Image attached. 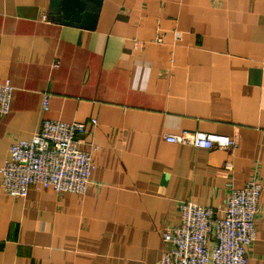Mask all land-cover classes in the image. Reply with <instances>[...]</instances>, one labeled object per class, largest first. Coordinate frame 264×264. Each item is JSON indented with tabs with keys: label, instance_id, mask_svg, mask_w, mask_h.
Listing matches in <instances>:
<instances>
[{
	"label": "crops",
	"instance_id": "0c3cea01",
	"mask_svg": "<svg viewBox=\"0 0 264 264\" xmlns=\"http://www.w3.org/2000/svg\"><path fill=\"white\" fill-rule=\"evenodd\" d=\"M60 3L0 0V78L15 86L0 165L49 118L88 124L96 169L84 194L16 198L0 176V264H159L183 202L223 216L251 179L263 190L247 264H264V0H101L93 27ZM185 130L238 146L166 140Z\"/></svg>",
	"mask_w": 264,
	"mask_h": 264
},
{
	"label": "built area",
	"instance_id": "2783aa9c",
	"mask_svg": "<svg viewBox=\"0 0 264 264\" xmlns=\"http://www.w3.org/2000/svg\"><path fill=\"white\" fill-rule=\"evenodd\" d=\"M162 37L159 38V41ZM57 60L54 66L58 67ZM15 86L0 78V121L10 110ZM52 94L45 92L42 109H50ZM93 118L91 124L96 126ZM88 124L81 121L46 119L30 140L10 146L9 157L0 165L4 191L26 197L31 187L58 193L84 194L96 169L92 149L80 147ZM169 142L234 149L235 138L213 132L188 131L166 135ZM263 184L251 179L233 188L223 216L213 207L185 201L180 205L181 223L163 232L165 248L159 264H247L248 248L256 239L255 222Z\"/></svg>",
	"mask_w": 264,
	"mask_h": 264
},
{
	"label": "water",
	"instance_id": "95a60500",
	"mask_svg": "<svg viewBox=\"0 0 264 264\" xmlns=\"http://www.w3.org/2000/svg\"><path fill=\"white\" fill-rule=\"evenodd\" d=\"M92 4H89V3ZM101 0H61L63 20L66 22H78L93 27L97 20L98 7ZM93 8L90 9V7ZM94 9V10H93Z\"/></svg>",
	"mask_w": 264,
	"mask_h": 264
}]
</instances>
